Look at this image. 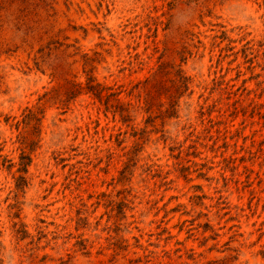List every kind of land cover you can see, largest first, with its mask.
<instances>
[{"label":"rangeland","instance_id":"374dc122","mask_svg":"<svg viewBox=\"0 0 264 264\" xmlns=\"http://www.w3.org/2000/svg\"><path fill=\"white\" fill-rule=\"evenodd\" d=\"M0 264H264V0H0Z\"/></svg>","mask_w":264,"mask_h":264}]
</instances>
